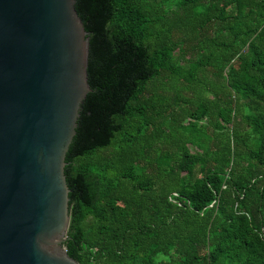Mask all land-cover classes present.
Listing matches in <instances>:
<instances>
[{"label":"trees","instance_id":"16d2710c","mask_svg":"<svg viewBox=\"0 0 264 264\" xmlns=\"http://www.w3.org/2000/svg\"><path fill=\"white\" fill-rule=\"evenodd\" d=\"M64 154L80 264H264V0H74Z\"/></svg>","mask_w":264,"mask_h":264},{"label":"water","instance_id":"95a60500","mask_svg":"<svg viewBox=\"0 0 264 264\" xmlns=\"http://www.w3.org/2000/svg\"><path fill=\"white\" fill-rule=\"evenodd\" d=\"M74 0H0V264H80L68 224L64 154L86 79Z\"/></svg>","mask_w":264,"mask_h":264}]
</instances>
